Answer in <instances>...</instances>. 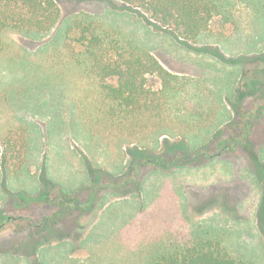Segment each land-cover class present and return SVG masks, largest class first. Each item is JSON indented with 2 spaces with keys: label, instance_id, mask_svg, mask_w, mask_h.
Returning <instances> with one entry per match:
<instances>
[{
  "label": "rangeland",
  "instance_id": "1",
  "mask_svg": "<svg viewBox=\"0 0 264 264\" xmlns=\"http://www.w3.org/2000/svg\"><path fill=\"white\" fill-rule=\"evenodd\" d=\"M56 1L57 28L37 40L10 35L12 54L0 65V139L24 126L30 144L19 173L0 167V264H144L151 247L200 228L223 231L233 256L264 264V117L246 147L168 172L142 167L138 189L126 188L122 173L138 150L87 132L78 108L83 85L45 56L65 22L87 13L140 42L171 72L204 80L225 110L189 140L195 147L237 121L235 107L261 102L254 93L264 71V0L241 5L236 29L213 25L196 42L121 0Z\"/></svg>",
  "mask_w": 264,
  "mask_h": 264
},
{
  "label": "trees",
  "instance_id": "2",
  "mask_svg": "<svg viewBox=\"0 0 264 264\" xmlns=\"http://www.w3.org/2000/svg\"><path fill=\"white\" fill-rule=\"evenodd\" d=\"M121 1L142 11L158 27L190 42L211 32L213 25H218L220 33L236 29L241 5L250 2ZM61 18L56 0H0V65L12 54L10 35L37 40L51 34ZM52 44L45 56H52L54 68L60 67L59 74L63 70L74 83L83 85L78 108L87 132L101 143L123 147L119 142L127 141V148L138 150L131 165L129 162L124 168L122 174L127 179L123 187L138 189L136 172L145 166L168 172L234 153L249 145L264 117L263 71L254 93L260 104L251 109L235 107L237 121L216 128V133L209 131L201 144L191 147L189 140L211 129L225 110L221 97L204 80L171 72L140 42L87 13L70 17ZM28 133L24 126L12 127L0 139V167L10 176L19 173L26 161ZM171 144L176 147L169 148ZM261 183L264 189V179ZM62 193L73 200L74 193ZM261 205L264 222V197ZM225 238L221 230L200 228L189 236L170 238L151 247L144 264H250L229 252Z\"/></svg>",
  "mask_w": 264,
  "mask_h": 264
}]
</instances>
